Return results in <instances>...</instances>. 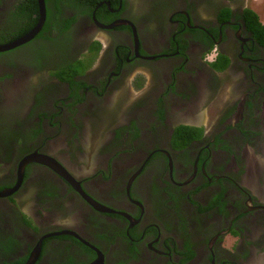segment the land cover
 <instances>
[{
    "label": "flooded vegetation",
    "instance_id": "flooded-vegetation-1",
    "mask_svg": "<svg viewBox=\"0 0 264 264\" xmlns=\"http://www.w3.org/2000/svg\"><path fill=\"white\" fill-rule=\"evenodd\" d=\"M255 1H47L0 53V264H264Z\"/></svg>",
    "mask_w": 264,
    "mask_h": 264
},
{
    "label": "trees",
    "instance_id": "trees-1",
    "mask_svg": "<svg viewBox=\"0 0 264 264\" xmlns=\"http://www.w3.org/2000/svg\"><path fill=\"white\" fill-rule=\"evenodd\" d=\"M47 1L49 0H44L45 4L47 3ZM65 2H68L70 5H73V6L74 5L78 6V4L81 5V2H86V0H60V3H65ZM54 3L56 4V6H51V8L46 11V20H45V27H44L43 32L49 31L52 27H55L59 31L65 30L72 22V20H69V22L59 21V18H58L59 13H58V7H57V5H59V2H54ZM52 7H54V9H52ZM33 13L35 14L34 19L31 18V15ZM38 13H39V10H38L37 0H22V2H20V6L17 8V12L13 16L14 18L12 17V19L7 24L9 26L8 29L5 28L6 25L0 26V43L12 42L22 37L26 33H28L30 31V28L37 24L38 22L37 19L39 17ZM51 18L53 19L55 23L52 22ZM248 18L251 21V18L250 17ZM6 30H8L11 34L9 38H4L3 36ZM78 64L79 62L66 66L65 71L75 72L76 70L80 69ZM191 134L195 135L196 138L201 136V132L195 133L193 131L188 132V131L178 130L177 139L180 141V143L182 142L181 143L182 146H186L188 141H190V139H193V136H191Z\"/></svg>",
    "mask_w": 264,
    "mask_h": 264
},
{
    "label": "water",
    "instance_id": "water-1",
    "mask_svg": "<svg viewBox=\"0 0 264 264\" xmlns=\"http://www.w3.org/2000/svg\"><path fill=\"white\" fill-rule=\"evenodd\" d=\"M37 3H38V9H39V20H38L37 25L32 30H30L28 33H26L22 37L18 38L17 40H14V41L9 42V43L0 44V53L7 52V51L15 49L19 46H22L23 44L31 41L40 32V30L42 29V26L44 24L45 18H46L45 2H44V0H37ZM32 160H33V158H28L27 160H25L23 165H26L27 163H29ZM40 160L44 163L47 162L46 158H44V159L42 158ZM4 195H6V192L0 193V197H2ZM100 208H102L103 209L102 211H105V212L108 210L106 208L104 209L103 207H100ZM109 212H113V211H109Z\"/></svg>",
    "mask_w": 264,
    "mask_h": 264
},
{
    "label": "rangeland",
    "instance_id": "rangeland-1",
    "mask_svg": "<svg viewBox=\"0 0 264 264\" xmlns=\"http://www.w3.org/2000/svg\"><path fill=\"white\" fill-rule=\"evenodd\" d=\"M256 4L260 5L262 7V5L260 4V0H256L255 2H253V6H256ZM9 23V22H8ZM8 23H5V28L8 29ZM4 38H9L11 36L10 32L8 30H6V32L3 34ZM2 41V40H1ZM93 55L90 56V58L92 57ZM88 59V57L85 58V61ZM80 62V61H79ZM65 68H63L61 71H60V74L63 73V75H65ZM45 137H43L42 139H44Z\"/></svg>",
    "mask_w": 264,
    "mask_h": 264
},
{
    "label": "clouds",
    "instance_id": "clouds-1",
    "mask_svg": "<svg viewBox=\"0 0 264 264\" xmlns=\"http://www.w3.org/2000/svg\"><path fill=\"white\" fill-rule=\"evenodd\" d=\"M257 1H258V0H257ZM45 14H46V11H45ZM38 20H39V18H38ZM38 20H37V21H38ZM44 22H45V21H44ZM37 23H38V22H37ZM36 25H37V24H36ZM36 25H35V26H36ZM43 25H44V24H43ZM35 26H33V28H34ZM42 27H43V26H42ZM33 28H32V29H33ZM32 29H31V30H32ZM35 37H36V36H35ZM35 37H34V38H35ZM34 38H33V39H34Z\"/></svg>",
    "mask_w": 264,
    "mask_h": 264
}]
</instances>
